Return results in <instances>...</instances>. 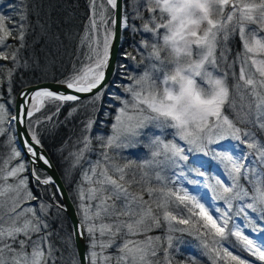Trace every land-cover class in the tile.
<instances>
[{
  "label": "snow or ice",
  "instance_id": "snow-or-ice-1",
  "mask_svg": "<svg viewBox=\"0 0 264 264\" xmlns=\"http://www.w3.org/2000/svg\"><path fill=\"white\" fill-rule=\"evenodd\" d=\"M8 7L16 16L0 11V60L13 66L0 64V87L6 85L10 97L18 69L40 68L34 51L21 62L22 50L47 38L51 25L37 13L40 31L28 45L26 36L35 33L32 9L25 0ZM88 8L80 37L85 59L52 81L70 91L25 89L15 115L8 110L15 101L0 91V137H6L0 147L7 149L0 152V264H202L205 258L207 264H264V239L256 235L264 236V140L257 138L264 136V0H88ZM121 29L151 34L154 42L138 45L147 51V64L137 62L145 71L128 74L122 65L127 83L118 85L122 94L111 93L120 106L109 135L92 136L97 121L83 122L75 142L80 147L65 157L71 161L66 177L89 165L75 189L78 220L70 233L62 225L53 230L49 210L55 208L57 217L66 210L56 200L62 185L37 171L40 163L52 165L37 148L42 144L33 124L51 122L67 102L91 106L95 116ZM237 38L241 50L233 55L229 42ZM124 55L134 60L132 53ZM80 94L91 96L85 102ZM48 105L55 107L52 115L31 119ZM13 124H23L26 136L12 134ZM142 136L149 157L139 163L124 157L123 150L141 146ZM232 141L242 150L236 152ZM93 152L97 159H87ZM200 157L219 173L201 171ZM29 175L37 186L54 189L49 202L33 195ZM156 230L161 234H150ZM184 234L195 238L199 258L175 259ZM81 240L82 252L76 246Z\"/></svg>",
  "mask_w": 264,
  "mask_h": 264
},
{
  "label": "trees",
  "instance_id": "trees-1",
  "mask_svg": "<svg viewBox=\"0 0 264 264\" xmlns=\"http://www.w3.org/2000/svg\"><path fill=\"white\" fill-rule=\"evenodd\" d=\"M5 1L7 4H20V0ZM25 3H27L30 9H32L29 20L34 28L36 25L37 13L39 14L40 22L45 24L46 27L48 25H51V27L49 28V35L47 38L41 39L39 43L35 44L34 48H25L20 54L21 62H23V60L29 59L34 51L39 58L40 68L33 65L28 68L18 69L12 79V92L10 97L6 91L7 86L3 85L0 87V91H4L5 98L8 99L9 102L13 100L15 101L17 93L24 86L43 81L60 80L68 76L72 73L74 65H76V67L80 66L78 58L79 60H84L85 58L83 54L88 51L87 47H80V37L84 34V26L88 22L89 17L88 0H25ZM3 13L9 16H16V13L12 12L10 8L7 13ZM146 15L147 14H145V16ZM137 24L139 25V21H137ZM39 31V28H35V33L26 36V42L28 45L32 44L35 39V34L39 33ZM141 40H148L149 43L154 42L151 34H145L142 32L132 34L130 32H124L115 75L110 84L104 89L107 94L102 97L101 101L96 105L99 111L95 116H93L91 106L85 107L81 105L77 107L76 102H67L60 109L59 114L53 116L51 122L40 125L33 124V127L36 129L40 137L41 144L47 149L59 168L76 206L78 203L75 193L76 185L75 182L73 184L67 181L63 170V160L65 157H68L69 152L77 151L80 147V145H77L75 142L81 137V130L84 126L83 122L87 121L90 117L97 121L93 126L91 133L92 136H107L110 133V125L114 121L116 108L119 106L118 102L114 104L112 101L111 93L122 94L118 85L121 83H127L125 68L122 67V65L127 66L128 74H132L133 69H135L134 64L138 65L137 69L143 68L142 64L137 63L138 61L144 60L147 56V51L138 46ZM7 43L18 46L19 42L9 39ZM0 50L4 49L0 48ZM125 53H132L134 60H128L124 55ZM29 62L31 63V61ZM0 64L6 65L8 68L13 66L10 60H0ZM144 64H147L146 60H144ZM4 75V72H0V76ZM88 99L89 98L82 101L86 102ZM73 107H77V111L72 113V115H69ZM53 112H55V107L48 105L40 112L36 113L31 119L33 121L36 119L43 120L45 117L52 115ZM229 113L232 114L231 112ZM257 138L261 140L263 138L264 140V136H261L259 133H257ZM4 140L5 137H0V144H2ZM93 147H98L95 140L93 141ZM6 151L7 149L0 147V152ZM87 159L96 160V153L93 152L88 154ZM24 160L27 161L25 157ZM84 166L89 167L87 162H84ZM37 171L39 170L37 169ZM241 183L251 191V187L245 183V181L242 180ZM28 186L33 195L38 197L40 201L44 202H49L50 193L54 191V189L49 188L48 186H37L32 182L31 176L29 178ZM56 200L63 205L59 196L56 197ZM30 204L35 206L37 205V201H31ZM49 216L51 217L49 223L53 230H58L62 225L66 232L70 233L72 231L71 222L65 212H62L61 215L57 217L56 209L52 208L49 210ZM65 231H61L60 235L63 236ZM160 233L159 230H156L150 234L159 235ZM186 237L189 239L188 242L195 244L194 242L196 241L194 239L191 240V236L186 234ZM52 239L55 241L57 248L64 250V246L59 239L55 236H53ZM108 251L109 253H115L116 249L112 248ZM56 255L59 257L60 252H57ZM63 255L65 261H67L68 252L66 250L63 251ZM174 256L177 261H185L189 256H197V258H199L198 253L191 255L186 249L179 250L178 254L174 253ZM57 264H59V261H57ZM202 264H207L206 258L202 261Z\"/></svg>",
  "mask_w": 264,
  "mask_h": 264
},
{
  "label": "water",
  "instance_id": "water-1",
  "mask_svg": "<svg viewBox=\"0 0 264 264\" xmlns=\"http://www.w3.org/2000/svg\"><path fill=\"white\" fill-rule=\"evenodd\" d=\"M123 33L124 30H120L119 32V39L115 40L111 49V57H110V61H109V67L106 70V79L105 82H103V84L101 85V87L105 88L106 86L109 85V83L111 82L116 68H117V62L119 59V55H120V51H121V44H122V40H123ZM35 85H39L41 87L43 86H50L53 90H58V91H70V90H66V89H62L59 88L57 85L53 84L52 81H43V82H39V83H34V84H30L27 85L25 87H23L17 94L16 96V100H15V107H14V115L16 113V105L20 103L21 101V96L20 93L25 90V89H30ZM96 90H94L95 92ZM81 95V100L82 99H86L89 98L91 96V94H80ZM13 131L14 133L19 131L21 133V136H26V133L24 131V125L20 124V125H16L13 124ZM38 150L43 152L47 158L49 159L52 167L48 168L47 166L43 165L42 163H40L38 165V169L44 170L48 176H51L57 184H61L62 185V192L63 195H59L63 205L65 206V213L68 216L71 225L73 226L74 223H76V221L78 220V214H77V206L75 204V202L73 201L70 191L66 185V182L61 174V172L59 171L56 163L54 162V160L52 159L51 155L49 154V152L47 151V149L42 145V148L40 146H37ZM25 157L28 160V156L25 155ZM77 248L82 252L84 251L85 248V242L84 241H78L77 242Z\"/></svg>",
  "mask_w": 264,
  "mask_h": 264
},
{
  "label": "rangeland",
  "instance_id": "rangeland-1",
  "mask_svg": "<svg viewBox=\"0 0 264 264\" xmlns=\"http://www.w3.org/2000/svg\"><path fill=\"white\" fill-rule=\"evenodd\" d=\"M132 2L135 3V0H132ZM8 5H10V4H7L5 0H0V11H3V12H5V13H7V11L9 10ZM145 14H147L146 17H147L148 15H150V14H148V13H145ZM229 47L232 49V54H233V55H234L237 51H240V50H241V45H240V41H239V39L237 38V39L231 40V41L229 42ZM217 55H219V51L217 52ZM230 58H231V57H230ZM142 66H143L142 69H137V68H138V65H137V64H134V68H135V69H133L132 74H135V75L142 74V73L145 71V67H144V65H142ZM79 67H80V66H79ZM136 70H137V71H136ZM237 71H238V67H237ZM229 83L231 84L232 81L230 80ZM10 100H12V99H10ZM11 102H12V101H10V103H11ZM119 106H120V105H119ZM119 106H118V107H119ZM118 107H117V108H118ZM8 110H9V112L13 115L14 103H12V107H10ZM228 114H229L230 116L233 115V114H230V113H228ZM115 115H116V114H115ZM11 128H12V126H11ZM149 131H152V130L149 129ZM12 134H14L13 130H12ZM109 134H110V133H109ZM109 134H108V135H109ZM5 139H6V137H5ZM140 139H141V141H142L141 146H138L136 149H126V150H123L121 154H122L124 157H127L128 159H131V160L136 161L137 163L141 162V161L144 160V159H147V158L149 157V150H148L146 147H144L143 145H144V144H147L148 141H147V139H146L144 136H142ZM166 139H172V137L169 135V136L166 137ZM262 140H263V138H262ZM231 146L234 147V150H235L236 152H239V151L242 150V149H241V146L238 145V144H236L235 141H232V142H231ZM199 159H200L201 162L204 164V167L201 168L200 170H201V171H204V172L206 173V175H209V176H210V175H212V174H218V173H219L220 169L217 168V167L215 166V163L209 164V163H208V159H207L206 157H200ZM191 160H192V158L190 157V161H189L190 165H191ZM24 161H25V160H24ZM25 162H27V161H25ZM70 162H71L70 160H66V159L63 160V170H64V174H65L66 169H68ZM121 162L123 163L124 161H121ZM193 166H196V165H193ZM87 168H88V167L84 166V163H83V167H82V168H79V167L76 168V169L72 172V174H71L70 176L66 177L67 181L70 182V183H73V184H74V182H75V185L77 186V184L81 181V173H82V171L85 170V169H87ZM40 171H43V170H39L38 172H40ZM43 172H44V171H43ZM44 173H45V172H44ZM47 176H48V175H47ZM29 178H30V175H29ZM190 178H191V179H198V177L195 176V175L190 176ZM10 182H11V181H10ZM75 189H76V187H75ZM201 195H204V193H203L202 190H201ZM205 198L207 199V197H205ZM146 199H147V198H146ZM212 203L215 204V202H212ZM160 234H161V233H160ZM160 234H159V235H160ZM177 235H179V234H177ZM256 235L259 236L260 239H264V236H260L259 233H257ZM193 239L195 240L194 237H191V240H193ZM186 240H187V241H186ZM188 241H189V239L186 237V234H184L183 237H182V239H181V243L178 244V245H176L177 248H178L179 250H181V249H186L187 251L190 252L191 255H192V254H196V253H197L196 242H194L195 244H193V243H190V242H188Z\"/></svg>",
  "mask_w": 264,
  "mask_h": 264
}]
</instances>
